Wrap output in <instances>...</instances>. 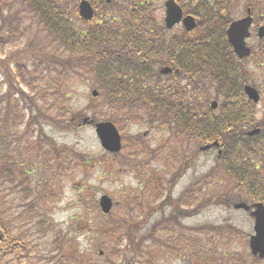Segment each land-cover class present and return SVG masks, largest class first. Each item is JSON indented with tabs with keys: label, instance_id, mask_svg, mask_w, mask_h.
<instances>
[{
	"label": "trees",
	"instance_id": "trees-1",
	"mask_svg": "<svg viewBox=\"0 0 264 264\" xmlns=\"http://www.w3.org/2000/svg\"><path fill=\"white\" fill-rule=\"evenodd\" d=\"M99 1L108 9L106 12L130 13L131 20H123L121 25L108 21L110 30L104 26L84 35L72 18H78L74 1L0 0V227L6 231V239L0 242V264H163L169 261V254L181 253L191 259L190 264H216V249L226 237V227L191 229L181 219L186 217V207L196 205L193 213L198 214L225 196L204 194L201 189L209 179L222 178L223 172L235 181L239 192L244 189L255 175V165L250 161L259 152L264 153V145L241 143L244 124L237 111L218 114L213 119L202 117L194 112L198 100L178 95L165 100L159 85L131 83L126 52L145 48L146 11L141 2L132 0H96V4ZM192 1L201 14L211 13L220 3ZM133 6L138 9L131 10ZM206 32L200 28V36L208 39ZM77 78L94 80L101 91L98 104L89 106L94 109L95 121L108 120L127 127L148 120L166 127L177 139L178 133L183 132L193 143L219 140L223 151L218 166L198 180L197 194L186 191L181 198L173 199L178 175L189 167L193 156L184 158L181 171L158 177L157 171L150 170L148 158L153 152L149 153L145 141L126 137L125 150L130 153L120 167L148 171V179L140 183L144 192L136 196L131 191L125 193L128 200L119 208H124L125 213L118 218L114 212L103 215L96 202L95 217L86 219L87 234L94 236L93 248L90 245L87 249H82L78 241L83 231L80 220L67 230L60 229L51 223L41 205L43 200L54 197L50 178L70 172L84 161L70 148L62 150V163H54L56 144L45 133V125L72 132L85 119L86 110L81 116L76 114L67 99ZM18 128L22 131L14 132ZM27 158L31 159L29 166L38 164L41 174L50 175H45L36 188L31 187L30 171L21 167L22 160ZM175 161L180 163L178 157ZM148 191L153 199L143 202L141 195ZM164 195L165 201L156 204ZM10 197L18 204H10ZM254 200L264 203V193ZM168 204L172 206L171 213L144 231L153 211ZM5 216H9L8 220ZM137 218H144V222ZM47 237L50 241L45 244Z\"/></svg>",
	"mask_w": 264,
	"mask_h": 264
},
{
	"label": "rangeland",
	"instance_id": "rangeland-1",
	"mask_svg": "<svg viewBox=\"0 0 264 264\" xmlns=\"http://www.w3.org/2000/svg\"><path fill=\"white\" fill-rule=\"evenodd\" d=\"M248 3H251V0H234L227 4L226 7L229 10L230 18L234 20L238 17L246 16V6ZM158 7L163 8L164 2H158ZM188 7L191 8V5ZM259 8L264 14V0L259 2ZM161 14L163 15V13ZM41 35L44 34L41 33ZM255 44L258 48H261V44L257 42H255ZM6 53L9 56L11 50L8 49ZM6 90L7 88L4 87V93ZM94 90L101 93L94 80L77 78L73 80L72 87L68 91V103L73 107L74 112L81 116L86 110V119L83 120L78 128H75L72 132H62L52 126L45 125L47 138L52 139L57 146L54 150L56 162L62 163L65 159V157L61 155L62 150L68 151L70 148L84 158L83 163H80L78 168L70 172L67 171L69 173L68 175L61 176L59 174L50 178V188H53L54 197L52 200H45L41 203L43 208L49 212L48 215L51 223H54L60 229L67 230L74 221L80 220L83 231L80 236H78V233H72V236L79 237L78 241L82 249H87L90 245L93 248L94 236L87 234V230L89 229L88 227L86 228V219L89 218L93 220L95 217L94 206L96 202H99L101 196L108 195L113 198L114 202L120 204V207H115L113 211L114 217L118 218L122 213H125L124 208L119 210V208L122 207V202L127 199L125 193L131 191L132 194L136 196L142 191L140 181H146L148 179V171L145 172L142 168L130 169L128 171L124 169L121 171L118 168L119 166L115 158L102 148L94 125L88 124L90 122H86L87 119L90 121L96 120L94 118V109H90L89 106L92 104L97 105L98 99H100L101 96L99 94L98 98H94L92 95ZM263 103L264 101L262 102L264 106ZM14 130V132L22 131L21 128ZM147 133L148 135L145 136ZM128 135L145 136L146 144L156 152L162 148L164 142L170 136L168 133L158 128H152L150 124L137 123L131 124L130 128H124V136ZM152 150L150 151L154 152ZM173 154H175V148L173 147L165 149V152L163 153L162 151L159 155L152 153L154 159L152 160V156H150L151 160H147L150 164V170L157 171L158 177L163 176L167 168H169L167 169L168 173L174 171V165L170 166L169 161L172 159ZM217 159V152L200 153L189 165L186 174L174 188V198L177 199L187 186L196 179L205 176V174L210 172L214 167H217ZM30 160L31 159L28 161ZM140 160H143V158H140ZM32 167L34 170L30 171L32 179L31 187L36 188L39 182L42 184L45 175L49 177L50 175L41 174L38 171V169L40 170L38 164L27 166V171ZM113 167L115 168L114 171ZM232 188V184L229 183L227 179L221 180L219 178L212 180L205 193L211 194V196L218 194L228 195V197L225 198V196H223L222 203H215L201 210L197 215H189L185 219H182V222L187 228L191 229L204 226L226 227V237L221 240L216 249V264H264V261H259L251 255L249 248L250 237L254 235V220L250 218V216L248 217L246 212L234 211L232 207L226 205L229 204V199L233 204L245 202V197L238 194L235 190H232ZM11 197L9 198L10 204H18V200L12 202L13 199ZM165 197L157 199L156 204H162V202L165 201ZM150 199L151 200H149V196L147 199L146 194L141 195V200L143 202L146 200L152 201V197ZM220 201L221 200H218V202ZM171 207L172 206L168 204L160 208L161 210L155 209L153 214L148 217V223L144 227V231L150 229L154 223L161 220L164 216H168L171 213ZM17 211L18 210H15L14 212ZM5 218L8 220L9 216H5ZM140 220L144 222V218L138 219V221ZM229 226L233 229L229 230ZM228 236L229 240H227ZM49 241L50 239L47 237L43 240V243L47 244ZM99 251L104 250L99 248ZM169 256H171L169 261L163 264H190L191 262V259L183 253L177 255L169 254Z\"/></svg>",
	"mask_w": 264,
	"mask_h": 264
},
{
	"label": "flooded vegetation",
	"instance_id": "flooded-vegetation-1",
	"mask_svg": "<svg viewBox=\"0 0 264 264\" xmlns=\"http://www.w3.org/2000/svg\"><path fill=\"white\" fill-rule=\"evenodd\" d=\"M89 1L99 15L91 24L84 23V35L88 34L94 25L97 29L106 26L110 30V24L121 25L123 20H131L130 13L119 15L117 11L106 12L108 9L102 7L104 5L101 1L98 4L96 0ZM133 1L141 2L146 17L143 22L145 48H131V52H126L128 79L131 83L139 81L159 84L165 100L178 95L180 98L189 96L193 100L204 101V107L196 105L194 109L195 114L202 117L213 119L217 114L230 115L237 111L244 124L242 135L245 137L241 143L264 145V39L258 37L259 28L264 26V14L261 9L258 6L254 10L246 8V11L250 9L253 17L251 35L247 39L250 55L241 58L227 39V29L232 22L225 8L212 9L211 13L201 14L195 4L192 3L189 10L188 4L176 0L184 12V17L191 16L196 21V30L189 33L182 21L174 28L167 29V0ZM158 2H164V7H158ZM219 2L226 4L221 0ZM132 8L134 11L138 9L134 6L131 10ZM195 14H199V17ZM246 16L238 17L234 21ZM199 27L207 31L208 39L200 36ZM255 42L261 44V48H258ZM247 86L255 88L259 93L258 103L248 97ZM223 100L227 101L226 104ZM214 101L218 103L215 108L212 104ZM253 131L258 132L251 134ZM250 164L255 165V170L259 173L247 183L249 189L243 192L254 197L264 193V153L259 152V157L253 158ZM189 186L184 191H187ZM194 186L198 188L197 182ZM248 194L244 195L249 196ZM2 233L4 234L3 231Z\"/></svg>",
	"mask_w": 264,
	"mask_h": 264
},
{
	"label": "water",
	"instance_id": "water-1",
	"mask_svg": "<svg viewBox=\"0 0 264 264\" xmlns=\"http://www.w3.org/2000/svg\"><path fill=\"white\" fill-rule=\"evenodd\" d=\"M166 7L167 26L168 28H173L183 19V12L174 0L167 1ZM80 13L85 20H91L94 15L93 8L87 1L81 3ZM183 22L188 31H193L196 28V22L192 17H186L183 19ZM251 23L252 18L248 17L233 23L228 31L229 40L240 57H247L250 55V50L246 46L245 39L249 36V27ZM259 36L264 38V27L260 28ZM246 91L251 99L255 102L259 101V95L255 89L247 87ZM93 95L97 97L98 92L94 91ZM215 105L214 103V107ZM96 133L102 147L107 152L119 153L122 150L121 134L112 122L97 123ZM213 146L219 147V144L216 142ZM210 147L211 146L204 147L202 150H208ZM100 206L105 214H109L113 208V200L108 196H103L100 199ZM252 207L255 209L251 213V216L255 218V235L251 237L250 248L254 256L259 255L261 259H264V205L255 204L254 206H248L245 203L235 205V209H243L245 211H250Z\"/></svg>",
	"mask_w": 264,
	"mask_h": 264
}]
</instances>
